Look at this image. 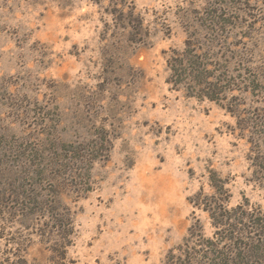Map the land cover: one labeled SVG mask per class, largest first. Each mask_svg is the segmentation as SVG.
<instances>
[{
	"label": "rangeland",
	"instance_id": "obj_1",
	"mask_svg": "<svg viewBox=\"0 0 264 264\" xmlns=\"http://www.w3.org/2000/svg\"><path fill=\"white\" fill-rule=\"evenodd\" d=\"M221 185L264 211V0H0V264H166Z\"/></svg>",
	"mask_w": 264,
	"mask_h": 264
},
{
	"label": "trees",
	"instance_id": "obj_2",
	"mask_svg": "<svg viewBox=\"0 0 264 264\" xmlns=\"http://www.w3.org/2000/svg\"><path fill=\"white\" fill-rule=\"evenodd\" d=\"M185 45L182 52L177 53L168 61L171 72L168 82L176 85L186 83L188 80V82L192 81L193 84L200 85L209 77L213 80L212 77L216 76L217 70L206 68L209 64L199 57L193 43L186 40ZM218 81L221 83L206 82V88L202 89L206 91L205 97L208 100L216 101L219 95H223V91L228 89L225 85L221 86L225 81L229 82V86L232 83L238 88L244 84L243 81L233 84L227 79L226 73L222 74L221 79L218 76ZM56 185V187L59 186L58 189H63L65 185L67 187L66 182L59 180ZM212 187L215 189L214 184ZM216 193H218L216 201L208 204L199 201L195 203L209 215L211 224L215 228L212 238H205L199 230L194 228V231H190L185 243L177 249L181 253L179 258H175L171 253L166 264H264V211L260 213V216L257 215L258 213L248 214L245 210H241L243 216H228L233 210L226 208L228 198L226 188L221 185ZM55 205L50 210L52 220L68 227L70 223L68 216H56L58 204ZM239 209L240 206L235 210L239 211ZM63 255L61 254L62 258ZM182 255L184 257L180 259Z\"/></svg>",
	"mask_w": 264,
	"mask_h": 264
}]
</instances>
